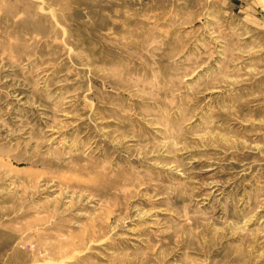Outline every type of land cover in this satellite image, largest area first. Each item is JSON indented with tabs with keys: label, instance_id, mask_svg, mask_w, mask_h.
I'll use <instances>...</instances> for the list:
<instances>
[{
	"label": "rangeland",
	"instance_id": "1",
	"mask_svg": "<svg viewBox=\"0 0 264 264\" xmlns=\"http://www.w3.org/2000/svg\"><path fill=\"white\" fill-rule=\"evenodd\" d=\"M0 264H264V0H0Z\"/></svg>",
	"mask_w": 264,
	"mask_h": 264
}]
</instances>
